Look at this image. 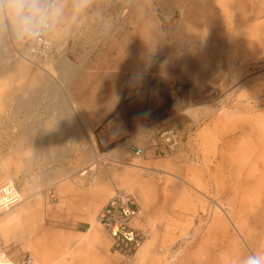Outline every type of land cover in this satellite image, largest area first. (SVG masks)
<instances>
[{
	"label": "rangeland",
	"instance_id": "1",
	"mask_svg": "<svg viewBox=\"0 0 264 264\" xmlns=\"http://www.w3.org/2000/svg\"><path fill=\"white\" fill-rule=\"evenodd\" d=\"M37 3L41 11L27 24L0 15V86L24 85L39 70L44 85L17 95L37 104L29 123L11 125L7 108L0 116V189L14 184L19 191L21 201L11 209L27 207L23 224L33 216L39 236H56V254L70 251L74 264H112L111 239L97 215L116 190L138 180L149 188L146 206L132 192L149 229L144 244L153 243L140 264H245L250 256H264V169L251 155L262 150L255 137L257 126L264 128V0ZM37 19L46 23L51 41L43 55L32 51ZM56 37L66 41L64 51ZM142 89L151 93L146 105L128 102L116 113L124 97ZM67 92L92 130L90 140L75 118L86 145L70 148L71 125L53 155L46 154V140L19 138L33 127L44 132L52 104L58 111L59 96ZM165 104L168 117L155 121L154 111ZM131 111L138 116L131 119ZM168 129L178 132L179 142L163 153L160 135ZM233 136L237 142L227 145ZM134 147H145V154L136 156ZM244 150L250 152L245 169ZM249 198L253 203H246ZM90 212L105 244L64 240L92 226L84 218ZM12 241L0 257L35 258L25 238Z\"/></svg>",
	"mask_w": 264,
	"mask_h": 264
},
{
	"label": "bare ground",
	"instance_id": "2",
	"mask_svg": "<svg viewBox=\"0 0 264 264\" xmlns=\"http://www.w3.org/2000/svg\"><path fill=\"white\" fill-rule=\"evenodd\" d=\"M46 28H47V25L45 22L42 21V22L38 23V26L34 27V29H37V30L32 31V36H33V37H31L32 41L37 42V38H38L39 34H41V31H42V33L44 35ZM27 35H25V36H27ZM44 39L46 41H48L46 47H50L51 41L49 39L47 40L45 35H44ZM35 44H33V45H35ZM56 46L62 48L64 51L65 47H66V41H64L63 38L56 37ZM33 48L36 49L34 52H37L41 55L46 54L47 50L49 49V48H47V49H43V51H40L36 47H33ZM29 53H31L33 56L32 51H29ZM66 60H67V58H66ZM67 61H69V60H67ZM44 62H50L53 66L55 65L53 60H51V58L49 56L46 58V60H44ZM55 67L56 66L53 67V70L51 73L49 72L50 74L53 75L55 73V70H56ZM41 69H45V68L43 66H41ZM24 70H26V69H24ZM58 73H60V72H58ZM42 79H43L42 78V72H40V70H39L33 76H31L30 79L24 85H17V86H13V87L9 86L7 83L1 85L0 86V116L3 114V112H4L3 110L5 108H7L8 110L7 109L6 110L8 111L7 112L8 116H9L8 118H10V120H11L10 121L11 125L15 126L14 124H16V121L20 123L21 127L23 124L29 123L31 121V119H33L35 116L34 110H35L37 104L34 103L35 101L34 102L31 101L29 103H26V102L22 101L24 99V97L22 100H20L19 97H17V95H22V96H25L28 94L31 95L33 93L34 89H36V88L42 89V86H44ZM59 97L61 98V100H60V104H58L59 107L57 106L58 111L55 110V106H54L55 104H52V109L50 110L48 120L44 126V132L41 131V134L39 135L37 133V130H35L33 127L32 129H29L28 132L23 133V135H21L19 137L20 139L27 140L29 142H32L34 139L35 140H39V139L46 140L47 144H48L47 147H49L48 151L46 153L48 155L55 154L54 150L58 146L62 147V144H63L62 142H63V140H65V132L67 131V125H71V127H74L73 124H74L75 118H77L80 121V123H81V125L85 131V136L88 137L90 140L92 139V132H91L92 130L87 125L86 119L84 118L81 110L76 106V104L70 98L69 93L68 92L66 93V98H63L62 96H59ZM52 100L55 103L56 96L53 97ZM2 122L3 121L1 120V117H0V124ZM73 129L75 131V135H74V138L72 140V144H70L69 146L72 149H75V148L79 149L82 145H86V141H85L84 136L82 135V133L80 132L79 129H77L75 127ZM0 137H1V131H0ZM16 146H18V145H16ZM89 157H90V155H89ZM92 158L93 157L91 156L90 159H92ZM131 165L138 166V164H136V163H131ZM263 168H264V166H263ZM89 174L92 177V180L94 182H96L97 174L94 172L93 169H91L89 171ZM48 179H49V181L54 182L53 177L52 178L49 177ZM131 184H132V182H131ZM126 188L131 192L138 191L139 195L141 196L142 206L143 205L146 206L147 201L149 200V196H148L145 185H140V187L137 189L132 188L129 185ZM43 248H44V251L46 252V255L48 256V261L50 260V262L44 261L45 264H65L62 260V258H64V253L61 252L63 255H60L61 253L56 254V252H55L56 249L53 248L52 244L45 241ZM138 253L140 254V252H138ZM141 255L142 254H140V256ZM138 257H139V255H138Z\"/></svg>",
	"mask_w": 264,
	"mask_h": 264
},
{
	"label": "built area",
	"instance_id": "3",
	"mask_svg": "<svg viewBox=\"0 0 264 264\" xmlns=\"http://www.w3.org/2000/svg\"><path fill=\"white\" fill-rule=\"evenodd\" d=\"M37 19L33 24L41 22ZM37 29L32 28V31ZM47 42L41 31L37 38L35 47L40 51L47 49ZM52 47L49 48L51 50ZM36 49L32 48V51ZM162 143L161 152L168 153L173 150L179 142V134L174 129L164 130L160 135ZM136 156H143L145 147H134ZM21 196L14 184H6L0 189V216L20 203ZM99 223L104 227L111 239V251L127 260L133 259L142 248L148 236V227L142 216V210L138 198L126 189H118L108 199L107 203L97 215ZM0 264H42L35 258L29 256L15 263L10 258L2 255Z\"/></svg>",
	"mask_w": 264,
	"mask_h": 264
},
{
	"label": "crops",
	"instance_id": "4",
	"mask_svg": "<svg viewBox=\"0 0 264 264\" xmlns=\"http://www.w3.org/2000/svg\"><path fill=\"white\" fill-rule=\"evenodd\" d=\"M259 21L264 22V16L259 18ZM263 122H264V120H263ZM257 125H259V124H257ZM257 127L259 130H257L258 135L255 138L257 141L262 143V150L260 152L259 151H256L254 153L252 152L251 155L252 154L256 155L254 163H258V165L262 166V168H263V166H264V128L259 127V126H257ZM250 131L252 132L254 130L251 129ZM205 133H206V131L204 130L202 134L204 135ZM250 137H252V134H247L246 140L248 142L251 140ZM237 140H238V138L233 136V138H230V140L228 142H225V143L227 145L231 144V146H233L234 143L237 142ZM234 154H236V153H234ZM234 154H232V156H234ZM248 154H250V152L246 153L245 150L243 151V153L241 152V154H239V157H241L242 158L241 160H243L241 163L242 165H244V167H242L243 169H245V165H247V163L249 164V162H250L249 161L250 158H248V159L245 158V157H247ZM252 157H254V156H252ZM246 160H247V162H246ZM244 162H246V163H244ZM253 168H254V164L251 165V167L249 166L248 170H253ZM52 177L54 178V181L56 179H58L56 175L52 176ZM49 182H51V181H49ZM135 182H136L135 184H131V182H128L129 184L126 183L125 186L129 185L132 188L137 189L140 186H138V180H136ZM145 187H146V190H147V193L149 196V190H148L149 188H148L147 184L145 185ZM105 188L106 187H104V189ZM64 190L68 191L69 186L64 185L62 187V191H64ZM93 190L95 191V188ZM95 192H97V190ZM243 195L250 196L252 194L245 192ZM244 203H245V201H244ZM246 203L247 204L253 203V200L249 198L246 200ZM26 209H27V207H24V206H19L14 210H12L10 208L8 211H6L5 215L2 214L3 216H0V235H1L0 249H2L4 251V250H7L6 248H9V250H10L12 245H13L12 238L23 237L27 240L28 247L32 250V253H33V256L35 257V259L37 261L41 262L42 264H45L44 261L50 262V260L48 261V256L46 255V252L44 251V248H43L44 242L46 241V242L52 244L53 248L56 249V247H57L56 236H54L53 234H50L49 232H46V233L39 236L38 226H37L36 221L34 220L35 218L33 216H30L29 219H27V223L23 224L22 215L24 213H26ZM88 215L89 216H86L84 218L88 219L91 222L92 226L84 232L83 231H77L75 233V235L74 234L73 235H66V236H64V240H74V238H77L78 241H81V242L85 241L89 245L93 244V243H96L99 245L105 244L104 235H103L100 227L97 224L96 218L94 217V215L91 212L88 213ZM31 238H34V239L31 240ZM152 244H153L152 241L146 242L144 244V246L139 250L140 254H142V255L140 256V254L137 253L136 256L134 257L133 261H131V262L125 258H119V257L115 256L114 253H112V251L110 249V255H111L110 258H111L112 264H140V261L145 260L146 258H148V256L151 255V251H153V249H152L153 245ZM62 253H64V258H62V260L65 264H74V262L68 260V257L70 256V251L65 250ZM62 253L60 255H63ZM3 255L10 258L5 252ZM138 255H139V257H138ZM13 262L19 263L20 261H18V262L13 261Z\"/></svg>",
	"mask_w": 264,
	"mask_h": 264
},
{
	"label": "clouds",
	"instance_id": "5",
	"mask_svg": "<svg viewBox=\"0 0 264 264\" xmlns=\"http://www.w3.org/2000/svg\"><path fill=\"white\" fill-rule=\"evenodd\" d=\"M40 11L41 6L37 0H0V15L10 18L13 22L27 24ZM245 264H264V256H250Z\"/></svg>",
	"mask_w": 264,
	"mask_h": 264
},
{
	"label": "trees",
	"instance_id": "6",
	"mask_svg": "<svg viewBox=\"0 0 264 264\" xmlns=\"http://www.w3.org/2000/svg\"><path fill=\"white\" fill-rule=\"evenodd\" d=\"M151 96L150 91H144V89L141 90L140 94L138 96H132L129 98H123L120 103L117 105L116 107V113H119L121 111V109L124 107V105L128 102L137 104L139 102V100L141 101L144 100L145 105L147 104V101L149 100ZM167 104H165L164 106H162L161 108L157 109L154 111L153 115L156 116L155 121L160 122L165 120L168 117V111L166 109ZM134 109L137 108V106H133ZM132 112V111H131ZM131 114V113H130ZM138 116V113L136 112H132L131 115V119L135 118Z\"/></svg>",
	"mask_w": 264,
	"mask_h": 264
}]
</instances>
